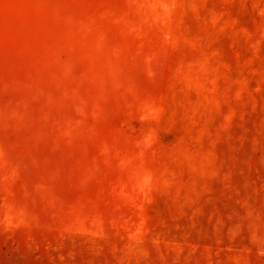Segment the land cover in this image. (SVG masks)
Listing matches in <instances>:
<instances>
[{
	"label": "rangeland",
	"instance_id": "1",
	"mask_svg": "<svg viewBox=\"0 0 264 264\" xmlns=\"http://www.w3.org/2000/svg\"><path fill=\"white\" fill-rule=\"evenodd\" d=\"M0 264H264V0H0Z\"/></svg>",
	"mask_w": 264,
	"mask_h": 264
}]
</instances>
